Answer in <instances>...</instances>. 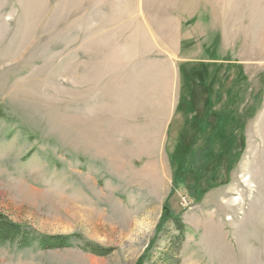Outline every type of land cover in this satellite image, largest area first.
Returning <instances> with one entry per match:
<instances>
[{
	"label": "rangeland",
	"instance_id": "1",
	"mask_svg": "<svg viewBox=\"0 0 264 264\" xmlns=\"http://www.w3.org/2000/svg\"><path fill=\"white\" fill-rule=\"evenodd\" d=\"M0 214L72 237L0 264H264V0H0Z\"/></svg>",
	"mask_w": 264,
	"mask_h": 264
},
{
	"label": "trees",
	"instance_id": "2",
	"mask_svg": "<svg viewBox=\"0 0 264 264\" xmlns=\"http://www.w3.org/2000/svg\"><path fill=\"white\" fill-rule=\"evenodd\" d=\"M202 155V154H201ZM197 157L201 158L200 155ZM196 163V162H194ZM184 170V167L181 168V172ZM193 173V171H189V173ZM196 184L200 183V180L195 181ZM170 213V212H169ZM165 218V224L161 227L160 231L162 232L165 228V225L169 222H174V226L177 231L184 234L183 232V224H181V220L172 217L170 214ZM72 237L68 236H44L39 235L36 236L31 231H28L27 228L23 225L14 223L7 219L6 216L0 214V243L1 244H26L29 245V242L35 241L39 248L42 251H49V250H58L68 248L70 246V241ZM84 250L90 252L94 255H106L105 249L98 247L96 245L87 244L84 247Z\"/></svg>",
	"mask_w": 264,
	"mask_h": 264
}]
</instances>
